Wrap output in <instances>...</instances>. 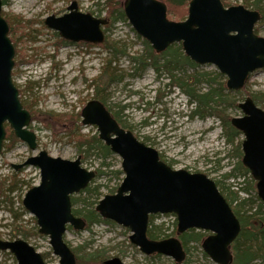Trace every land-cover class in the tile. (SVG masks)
<instances>
[{"label":"rangeland","instance_id":"rangeland-1","mask_svg":"<svg viewBox=\"0 0 264 264\" xmlns=\"http://www.w3.org/2000/svg\"><path fill=\"white\" fill-rule=\"evenodd\" d=\"M72 1L77 2L82 13L92 14L97 18L105 17L102 3L96 5L97 0H3L2 9L4 17L11 20L20 17L30 22L31 37L23 38L17 45V50L26 54L25 59L31 61L15 65L18 62L15 53L12 80L20 93V99L25 105H29L30 111L38 114V120L29 126V130L36 135L35 151H31L18 140L11 148L5 147L8 142L3 144L0 154V240L26 241L43 256L46 264H58L59 259L52 252L48 236L39 234L35 218L22 204L25 193L39 185V171L35 167L16 171L13 166L21 165L28 158L45 151L52 158L68 161L80 157L83 169L100 171L102 174L89 185V188H98V196L80 192L71 197V200H77L76 203L71 202L72 212L82 219L89 210L97 215L94 209L99 200L105 195L114 194L121 183V176L114 174L121 170V159L118 156L111 154L102 159L93 151L88 155L79 153L76 143L70 141L62 128L49 124L47 117L43 116L46 113L79 115L88 101L97 100L94 98V88L89 86L100 75L107 60L112 58L110 53L96 46L63 45L58 33L45 27L44 20L47 17H60ZM240 5L243 6L242 0H230V6ZM257 35L264 38V22L261 23ZM106 37L117 44V61L112 63L111 69L117 70L118 81L104 89L99 98L105 101L107 110L119 125L130 131L140 142L157 151L160 159L172 170L203 174L218 183L219 189L231 202L232 209L237 210L240 215L255 210L259 199L256 181L250 173L240 175L236 171V178L229 176L241 161L236 155L235 147L242 142L243 136L234 141L233 145L225 143L218 119L192 117L189 114L190 109H187L186 95L178 88L169 87L170 81L164 73L158 75L153 69L146 68L140 75L136 74L131 58L143 53L145 48L143 39L135 33L127 20L114 24ZM14 38H19V34L15 33ZM172 47L180 48V53L183 54L180 44ZM120 52L125 54L121 55ZM194 72L209 73L213 78L216 73L219 74L212 65L198 66ZM194 72L186 69L185 76ZM223 78H217V82L225 84L226 78ZM205 87L206 84L202 82L198 89L204 90ZM245 90L250 96H262L263 107H258L264 111V69L249 77ZM227 92L229 91L226 90L225 93ZM231 93V100L237 104L248 97L246 94L239 97L234 92ZM224 112L230 118L242 116L239 108L227 107ZM116 113L118 114L115 115ZM81 130L89 136L97 135L95 126L81 125ZM239 153L242 157L241 146ZM241 188L243 191H239ZM93 203L95 204L92 205ZM99 219L103 221L100 217ZM15 227H22L25 237ZM152 227L156 228L154 233L158 234L159 240L176 238L177 221L171 214L154 215ZM192 232L203 237L198 243L191 242L186 246V256L181 264H215L201 248V241L209 233L195 230ZM130 235L128 228L104 221L94 223L82 231L68 227L63 240L72 252L78 249L76 254L73 252L76 260L77 257L96 255L93 264H103L113 258H118L124 264H176L168 257L145 256L131 244ZM0 264L17 262L10 253L0 252ZM255 264H264V260L259 259Z\"/></svg>","mask_w":264,"mask_h":264},{"label":"water","instance_id":"water-1","mask_svg":"<svg viewBox=\"0 0 264 264\" xmlns=\"http://www.w3.org/2000/svg\"><path fill=\"white\" fill-rule=\"evenodd\" d=\"M2 9L0 0V153L5 125L17 140L35 151L36 136L28 129L31 115L12 81L15 49ZM123 12L135 33L156 54L180 44L192 63L214 66L226 78L228 91H241L251 74L264 69V38L254 33L261 19L257 11L241 5L225 8L220 0H191L186 18L175 22L167 18V7L159 0H125ZM107 23L106 19L81 13L76 1L62 16L44 20L45 27L64 41L94 46L104 42ZM238 108L242 116L231 118L230 124L243 136L241 164L256 181L257 196L264 203V111L251 97H246ZM80 117L83 126L96 127L98 140L121 159L124 174L115 194L104 196L96 205L100 218L128 228L131 244L145 256L160 255L181 264L185 252L177 238L152 240L147 236L150 216L174 215L177 236L190 230L209 233L201 242L204 254L215 264H231L230 248L240 233V223L214 181L203 174L172 170L157 151L121 128L97 100L89 101ZM25 167L39 170L40 183L27 191L23 207L36 219L39 234L48 236L58 264H76L63 236L68 226L82 231L86 223L73 215L71 196L84 191L95 173L83 169L79 157L68 161L52 158L45 151L13 166L15 170ZM0 251L12 254L17 264H46L23 240H0ZM103 264L124 263L113 258Z\"/></svg>","mask_w":264,"mask_h":264},{"label":"trees","instance_id":"trees-1","mask_svg":"<svg viewBox=\"0 0 264 264\" xmlns=\"http://www.w3.org/2000/svg\"><path fill=\"white\" fill-rule=\"evenodd\" d=\"M125 0H97L96 5L102 3V7L105 11L104 19L107 20V25L104 28L105 41L102 45L96 46L97 48H101L106 50L112 58L107 60L106 65L101 68L100 75L92 80L89 87L94 88V98L100 100L103 105H105V101L100 99L99 96L103 93L104 89L109 87L114 82L118 81L117 70L111 69L112 63L117 61L116 55L118 53V49L116 48V43L112 42L108 37H106V33L113 27L114 24L119 22H126V18L123 12V3ZM163 2L167 7V16L169 20L172 21H182L187 16V7L188 3L191 0H159ZM238 1V0H235ZM243 7L246 9L252 8L253 11L259 12L261 19L260 22L255 26L254 33L257 34L261 23L264 22V0H242ZM221 3L224 7L230 6V0H221ZM3 15V13H2ZM4 16V15H3ZM9 26V37L13 43L15 48V53L18 58V62L15 65L27 64L31 60H26V54H22L17 50V45H19L23 38H30V22L22 20L20 17H16L15 20H11V18L4 17ZM15 33L19 34V38L15 40ZM60 43H65L60 39ZM144 51L143 53L131 58V64L134 67L136 74H141L146 68L153 69L158 75L164 73L169 79V87L178 88L183 91L188 99V103L191 106L190 115L196 117H214L218 119L220 122V126L223 130V137L225 143L229 145H233L234 141H236L241 134L236 131L230 124L231 118L225 115L224 110L227 107L238 108V104L236 101L231 100L230 94L232 91L225 93L227 90L224 83L217 82V78H223L222 75L217 74L214 76L207 74H198L195 73V69L198 67L196 64L192 63L184 54L180 53V48L174 49V47H169L164 53L156 54L149 44L143 40ZM93 47V46H92ZM121 55H124L125 52H120ZM192 70L194 73L185 76V70ZM179 74L183 76H179ZM13 76V74H12ZM205 83L206 87L204 90H199L198 86L201 83ZM249 78L245 87L248 85ZM105 86V87H104ZM245 87L242 91L234 92L235 95L239 96L246 94L251 97L254 103L257 106L263 107L261 99L262 96L260 94H254L252 96L248 95V92L245 90ZM228 91V90H227ZM20 94V93H19ZM21 100V99H20ZM23 107L26 110H31L29 105H25L21 100ZM32 114V122L38 120V114L30 111ZM116 113L115 115H117ZM43 116L47 117L46 121L49 124H54L62 128V130L69 137L70 141H74L78 147L79 153H83L85 155L90 154L93 151L96 154H99L102 159L108 158L111 153L108 147H106L102 142H100L97 138V135H86L82 133L81 124H80V115H67V114H52L46 113ZM114 117V116H113ZM115 118V117H114ZM5 139L4 143L8 142L5 147L11 148L18 141L13 135V132L10 130L8 126L5 127ZM3 143V144H4ZM241 143L235 147L236 155L241 158V154L239 153ZM236 171L240 172V175H247L248 170L245 169L241 161L237 164L236 168H234L229 176L236 178L237 176L234 174ZM102 173L100 171L96 172L95 178L99 177ZM118 175L121 176V180L123 178V174L121 171L117 172ZM218 187V183H216ZM219 189V187H218ZM220 193L224 196L223 192L219 189ZM243 189L241 188V190ZM83 192L93 194L95 196L99 195V190L97 187L89 188L87 187ZM236 196V194H235ZM225 200L228 202L231 207V202L228 197L224 196ZM237 197V196H236ZM235 197V198H236ZM73 203H76L77 200H71ZM85 203V202H84ZM93 203L92 205H94ZM264 207V203H259L255 210H250L249 213H245L240 215L237 210H233L235 216L238 218L240 223V233L233 243L231 250L233 255V260L231 264H255L257 260H264V212H262V208ZM232 208V207H231ZM152 216L149 218V228L147 231V235L152 240H159L158 234H155L154 231L156 228L152 227ZM86 221V228H89L94 223H101L105 220L101 221L99 217L94 213L93 210H89L88 214L84 216ZM15 230L18 231L21 235L25 237V231L22 227H15ZM189 232V233H188ZM182 234L179 239L181 242L183 249L186 251V246L189 243L195 242L198 243L203 236L200 234H193L192 230ZM73 252L76 254L78 249H74ZM96 255L91 254L86 257L78 258L76 260V264H93L95 263Z\"/></svg>","mask_w":264,"mask_h":264},{"label":"flooded vegetation","instance_id":"flooded-vegetation-1","mask_svg":"<svg viewBox=\"0 0 264 264\" xmlns=\"http://www.w3.org/2000/svg\"><path fill=\"white\" fill-rule=\"evenodd\" d=\"M67 12V8H66V10H65V12H64V14ZM64 41V40H63ZM65 43H63V45H71V44H74V45H78V44H83V45H85V46H87V47H92V45L91 44H86V43H83V42H80V43H70V42H67V41H64ZM42 258H43V256H42ZM43 260H44V258H43ZM45 262V261H44ZM77 263V262H76Z\"/></svg>","mask_w":264,"mask_h":264},{"label":"bare ground","instance_id":"bare-ground-1","mask_svg":"<svg viewBox=\"0 0 264 264\" xmlns=\"http://www.w3.org/2000/svg\"><path fill=\"white\" fill-rule=\"evenodd\" d=\"M2 1H3V0H2ZM3 4H4V2H3ZM104 41H105V39H104ZM103 43H104V42H103ZM103 43H102V44H103ZM102 44H101V45H102ZM164 52H165V51H164ZM164 52H163V53H164ZM183 54H184V53H183ZM24 109H25V108H24ZM27 111H28V110H27ZM190 111H191V110H190ZM109 113H110V112H109ZM110 114H111V113H110ZM80 122H81V121H80ZM110 153H111V152H110ZM111 154H112V153H111ZM113 155H115V154H113ZM120 171L122 172V170H120ZM117 172H118V171H115L114 174H116V176L118 177V176H120V175H118ZM112 195H113V194H112ZM259 203H261L260 200H259ZM100 262H101V261H100Z\"/></svg>","mask_w":264,"mask_h":264}]
</instances>
